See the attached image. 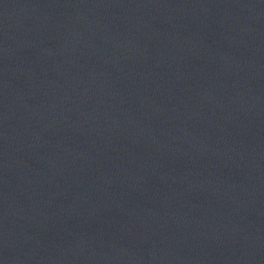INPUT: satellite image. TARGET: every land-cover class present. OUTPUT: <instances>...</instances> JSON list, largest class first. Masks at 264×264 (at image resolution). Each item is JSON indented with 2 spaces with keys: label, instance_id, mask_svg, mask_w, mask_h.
Segmentation results:
<instances>
[{
  "label": "water",
  "instance_id": "water-1",
  "mask_svg": "<svg viewBox=\"0 0 264 264\" xmlns=\"http://www.w3.org/2000/svg\"><path fill=\"white\" fill-rule=\"evenodd\" d=\"M0 264H264V0H0Z\"/></svg>",
  "mask_w": 264,
  "mask_h": 264
}]
</instances>
